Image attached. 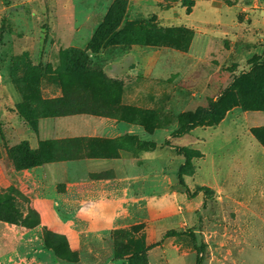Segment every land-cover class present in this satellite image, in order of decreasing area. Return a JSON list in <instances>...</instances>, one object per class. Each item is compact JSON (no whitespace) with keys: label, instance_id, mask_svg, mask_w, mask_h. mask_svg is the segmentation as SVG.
Masks as SVG:
<instances>
[{"label":"rangeland","instance_id":"obj_1","mask_svg":"<svg viewBox=\"0 0 264 264\" xmlns=\"http://www.w3.org/2000/svg\"><path fill=\"white\" fill-rule=\"evenodd\" d=\"M66 84L156 150L127 184L137 212L95 255L42 223L23 177L37 127L22 93L40 115ZM48 147L40 157L64 156ZM0 197L19 216L0 208V264H264V0H0ZM152 200L165 214L148 215Z\"/></svg>","mask_w":264,"mask_h":264},{"label":"crops","instance_id":"obj_2","mask_svg":"<svg viewBox=\"0 0 264 264\" xmlns=\"http://www.w3.org/2000/svg\"><path fill=\"white\" fill-rule=\"evenodd\" d=\"M130 83L124 90V103L134 104L130 97L137 93ZM140 134L139 124L119 115L92 112L41 117L37 130L28 133L35 149L43 141H69L61 144L66 157L22 170L42 223L67 234L81 253L95 255L99 239L106 243L104 236L137 212L135 196L127 184L142 178V156L144 160L156 159L155 149L141 151ZM155 200L147 204L148 215L165 214V208H156ZM149 232L154 234L155 226ZM109 261L116 264L112 258Z\"/></svg>","mask_w":264,"mask_h":264},{"label":"trees","instance_id":"obj_3","mask_svg":"<svg viewBox=\"0 0 264 264\" xmlns=\"http://www.w3.org/2000/svg\"><path fill=\"white\" fill-rule=\"evenodd\" d=\"M71 52L72 54H74V57L71 59V61L73 62L72 66H74L72 71L82 73L84 69H86L85 65H83L82 63L85 61L84 52L77 50V49L71 50ZM81 92L82 90L80 87H75L74 89H71L70 87L68 88V84H66V86H64L63 88V95L61 97L39 100L40 104H45L46 106H48L47 108L48 112H43L40 115L33 114V111H31L32 109H34V106L32 107L33 105L32 100L29 97H27L25 93H22V96H21L22 103L24 104V106L25 105L28 106V107H24V109L27 108L29 112L22 110L21 115L25 117L32 125L37 127V122L41 117L68 115V114H74L78 112H93L94 113L95 110L89 109V105L92 103V101H90L91 100L90 95L88 94L86 95L84 93H83L84 95H82ZM86 98L87 100L82 101V99H86ZM78 99L81 100V103L78 102ZM67 142H69L67 139L66 140H52L51 142L50 140L43 141L40 143V146L36 148V150L26 151L27 156H29L31 160V163L28 167L31 168L35 165H39L44 162L51 161L53 159V157L50 155L40 157V153H42V147H45V146L48 147L49 144H54V143L60 144V145L63 144L65 146V144H68ZM177 151L179 154L183 155L186 159V162L182 164L178 169L179 182L182 185L186 186L184 179H183V175L186 172L185 168L191 161V151L187 148H178ZM46 152L49 154H53L54 151L49 148L47 149ZM46 152L44 151L43 153H46ZM63 157H66V156L64 155ZM200 189L206 190L207 188L205 187V188H200ZM187 191L189 192V188H187ZM193 195L194 193H191L190 197H192ZM3 207L8 208L10 210V214L6 218H4L5 220L7 221H14V219L17 221L19 220V216L16 213L15 208L17 207L15 206V204L12 203L11 201L4 199L3 197H0V208H3ZM31 214H33V211H30L28 215H31ZM199 247H200V250L203 249L202 248L203 246H199Z\"/></svg>","mask_w":264,"mask_h":264}]
</instances>
